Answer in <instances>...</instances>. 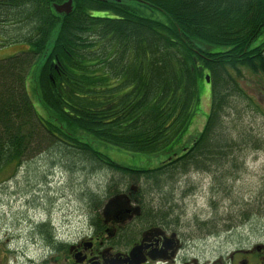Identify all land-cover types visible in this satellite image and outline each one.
I'll return each mask as SVG.
<instances>
[{"label": "trees", "instance_id": "16d2710c", "mask_svg": "<svg viewBox=\"0 0 264 264\" xmlns=\"http://www.w3.org/2000/svg\"><path fill=\"white\" fill-rule=\"evenodd\" d=\"M65 1L0 0V35L27 46L0 60V182L57 147L112 171L104 195L90 202L133 188L137 202L164 190L161 202H174L179 178L194 172L229 192L244 169L242 145L260 147L231 127V99L251 100L240 85L246 72L264 75V0H72L69 13L57 12ZM39 63L40 114L26 88ZM201 113L204 127L189 140ZM89 136L167 158L134 169L97 151Z\"/></svg>", "mask_w": 264, "mask_h": 264}, {"label": "rangeland", "instance_id": "374dc122", "mask_svg": "<svg viewBox=\"0 0 264 264\" xmlns=\"http://www.w3.org/2000/svg\"><path fill=\"white\" fill-rule=\"evenodd\" d=\"M8 39V36L0 35V60L27 47L12 44ZM39 66L40 63L33 66L26 88L40 114L44 108L36 89ZM208 83H204L200 92L204 114L208 113L211 103ZM240 85L251 100L245 97L231 99V104L237 108L231 111V127L237 126V133L259 140L260 147L242 145L238 155L244 169L231 182L229 192H218L209 175L194 172L179 178L174 202H167L171 213L179 216L185 226L186 245L204 259H215L233 247L264 240V75L246 72L240 79ZM202 113L190 129L189 140L197 137L204 127L206 116ZM235 131L233 134H236ZM88 140L97 151L134 169L154 168L167 158L163 153L129 152L90 136ZM112 177V171L106 167L94 165L92 168L90 162L78 157L72 160L71 156L68 158L66 154L59 153L57 147L44 149L25 159L15 177L0 182V223L8 227L11 223L17 224L19 219L24 221L26 216V224L22 222L21 230L25 232L26 225L29 233L31 222L47 221L51 215L54 225L67 235L78 216L85 213L86 202H90L92 197L104 195ZM116 180H120L118 176ZM164 192L160 195L153 193L150 198L153 202H161L166 190ZM122 193L104 196L102 200L126 202ZM44 246L42 250L29 242L28 254L43 255L46 260L49 249L46 244Z\"/></svg>", "mask_w": 264, "mask_h": 264}, {"label": "flooded vegetation", "instance_id": "af4514ba", "mask_svg": "<svg viewBox=\"0 0 264 264\" xmlns=\"http://www.w3.org/2000/svg\"><path fill=\"white\" fill-rule=\"evenodd\" d=\"M133 190L122 193L126 202H86L67 235L51 215L31 222L29 233L26 225L21 230L26 216L8 227L0 223V264H264V240L233 247L215 259L194 254L184 241L185 226L167 202H137ZM29 242L42 250L46 244V260L28 254Z\"/></svg>", "mask_w": 264, "mask_h": 264}, {"label": "water", "instance_id": "95a60500", "mask_svg": "<svg viewBox=\"0 0 264 264\" xmlns=\"http://www.w3.org/2000/svg\"><path fill=\"white\" fill-rule=\"evenodd\" d=\"M54 8L59 13H69L72 10V0H66L61 4H54ZM207 81L210 82V79L207 78Z\"/></svg>", "mask_w": 264, "mask_h": 264}]
</instances>
